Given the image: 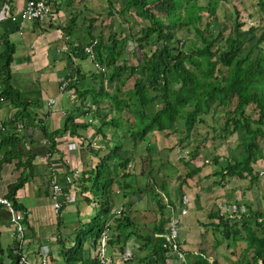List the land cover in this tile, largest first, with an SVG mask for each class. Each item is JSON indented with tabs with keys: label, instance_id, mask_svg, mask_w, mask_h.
I'll return each mask as SVG.
<instances>
[{
	"label": "trees",
	"instance_id": "obj_1",
	"mask_svg": "<svg viewBox=\"0 0 264 264\" xmlns=\"http://www.w3.org/2000/svg\"><path fill=\"white\" fill-rule=\"evenodd\" d=\"M49 1L53 3V0ZM222 1L122 0V5L117 7L110 0L111 7L107 15L112 16L111 21L105 22L102 31L97 34L92 31L95 19L91 20V31L86 36L89 38L80 40L74 46L76 57L84 59L90 57L86 47L93 44L95 54L90 58L96 67L97 64L105 66L106 71L97 67L102 80L99 90L96 86L82 88L74 80H69L68 87L74 88L84 98L90 93L97 103L103 97L107 98L109 109L100 107L101 124L97 132L107 139L108 130L111 129L113 135L112 139L107 140L109 143H105L106 147L93 146L90 149L91 153L98 156V164L96 172L91 170L87 176L83 174L82 191L100 189L102 205L100 211L76 232V241L65 250V264H77L79 260H84L85 242L91 240L92 245L96 246L112 218V224L108 225L110 235L114 230L111 240H108L110 244L121 243L122 250L131 236L144 240L138 251L127 257L126 261L133 264H174L173 256L176 255L180 258L177 259L180 264H211L207 254L216 256L215 249L224 241L228 246L232 243L238 245L243 241L247 243L248 247L240 255L242 264H264V206L262 209H255L251 203H245L247 211L240 218L229 217V212L220 209L209 211L208 221L203 225L212 238V243H208V246L201 244L205 246L203 250L206 256L199 253L197 258H193L195 255L183 248L180 236L174 242L167 240L169 228L166 230L165 226H169L171 217L163 219L167 206V194L163 192L166 183L159 185L162 189L159 191L152 181L158 176L159 170H164L167 178L169 168L178 169L177 165H184V174L177 175L178 186L174 188L175 194L180 197L181 206L184 187L192 188L197 178L201 182L214 176L215 181L211 185L225 187L233 178L240 183L245 179L252 183L261 178V173L264 175V149L259 143L260 137L264 138V26L261 22H253L250 8L246 10L248 16L243 17L235 2L232 35L225 37L223 29L218 28ZM259 4L262 6L263 0H259ZM262 8L264 10V5ZM252 14L254 15L253 12ZM203 19L206 21L204 24ZM143 21H147L146 24ZM181 31L184 34L195 32L197 46L187 50L184 38L179 36ZM255 33L258 35L255 36ZM129 39L136 47L133 50L138 60L136 65L129 62V56L123 57L122 51ZM6 43L7 55L1 65L4 76L0 81L5 100L18 97L19 92L11 83L10 73L15 48L9 41ZM76 70L79 75L80 67ZM80 76L84 79L86 72ZM129 79H133L130 87L127 85ZM105 80H108L106 88L103 84ZM251 104L255 105L259 113L257 118L248 111ZM219 110H223L226 115L223 116V126L220 127L222 132L215 133L213 138L220 141L214 143V156L208 151L210 157L204 158L202 147L207 145L206 134H202V141L196 143L190 141V138L199 123L206 122V115H214ZM69 119L73 130L81 125L87 127L86 124L90 123L86 121L84 125V122H74L75 115H70ZM213 129L215 130L214 126ZM164 131L178 134L179 141L162 151L167 152L166 157L160 156L156 166L153 152L159 147L155 148L154 140L157 132ZM234 134L240 139L234 147L239 152L221 156L220 143L228 142L225 151L231 150L235 141L228 139ZM47 136L52 141L51 147L54 146V135L51 133ZM143 143L148 158L153 161L147 170H143L149 176L145 177L147 181L139 196L141 203L134 205L136 208L132 209L137 201L133 202L131 197L139 191L136 192L137 184L131 177V171L135 167L136 150ZM169 152L175 153L176 157H170ZM188 157L191 160L185 161ZM209 158L211 161H208ZM104 159L106 162H103ZM192 159L200 160L202 164L197 162L191 167ZM209 162L211 170L202 174ZM260 163L262 168L258 167ZM102 172L108 176L105 182L100 179ZM114 183L117 184V191L122 189L118 193L122 192L125 198L120 207L114 201V194L117 192L114 190ZM245 186L249 188V185ZM175 194L171 192V195H167L168 202L171 205L176 202L175 208H178L179 205H176L179 201ZM7 196L13 201L14 191H9ZM152 196L156 198L153 202L156 203L157 211L152 207ZM84 197L87 201L90 200L86 195ZM241 205L238 204L237 207L242 208ZM118 210H121L120 214L116 213ZM149 215L154 217L151 224L142 220ZM155 233L160 235L152 241ZM18 245L19 242L16 248ZM115 258L107 252L106 259L110 262L107 261L106 264H117ZM12 260L14 264H18L15 249ZM100 260L98 255L89 264H100Z\"/></svg>",
	"mask_w": 264,
	"mask_h": 264
},
{
	"label": "crops",
	"instance_id": "obj_2",
	"mask_svg": "<svg viewBox=\"0 0 264 264\" xmlns=\"http://www.w3.org/2000/svg\"><path fill=\"white\" fill-rule=\"evenodd\" d=\"M26 1L0 0V81L4 76L1 65L6 58L5 51L8 46L6 42L9 41L15 48L10 65L11 83L19 91L18 97L13 96L0 101V192L8 195L9 191H14V202L10 199L15 211L21 213L22 219L19 223L24 227L25 241L20 246L22 254L30 260L47 257L49 264H65V250L73 245L74 240L71 238L74 233L98 213L94 212L92 201L96 200L94 189L82 191L83 174L87 176L91 170L96 172L98 164V156L91 153L90 149L93 146L106 147L105 143L112 139L113 131L108 130L107 139L97 132L101 124L100 107L105 106V109H109L106 97L99 100L98 104L94 102L90 93L86 94L85 98L81 97L74 88L68 86L62 88V83L66 79L74 80L82 88L96 86L99 90L102 80L96 78L94 74L96 66L93 60L90 57L77 58L74 46L80 40L89 38L86 36L91 31L89 30L91 20L95 19L92 31L97 34L102 31L105 22L103 17H100L101 13L92 6L94 0H53V14L49 19L28 20L22 24L13 22L9 15L22 9ZM79 3L83 4L78 6ZM78 67H80L81 75L83 73L85 75L86 72L84 79L80 78V74L77 75ZM107 81L103 82L105 88ZM52 98L55 101L50 103ZM22 109L25 110L22 112ZM70 115H75L74 122L80 124L84 122V125L86 121L90 123L86 124L87 127L81 125L73 130ZM51 133L54 135L52 147V141L47 136ZM67 158H71V164L68 163ZM76 163L78 168L74 165ZM145 168V165H140L137 170L139 173H135V170L131 171L132 178L137 184L136 192L139 191L131 197L133 202L137 201L132 205V209L136 208L134 205L138 206L141 203L139 196L147 181L145 177L149 176L143 173ZM169 171L167 175L177 173L174 167L169 168ZM161 175L164 181L159 178ZM67 176H71L73 180L67 181ZM165 178V171L159 170L158 176L152 180L157 190H162L158 184L162 181L163 185ZM54 182L62 185L60 199L63 201V208L60 214L55 213L53 206L52 185ZM238 184L233 185V182H229L227 186L217 188L215 190L217 195L212 198L207 195L206 188H202L198 194L195 190L196 183L192 188L184 187L185 194L189 197V211L181 216L180 238L183 241V248L195 255L193 258H197L199 253L205 255L203 250L205 246L201 244L208 246L207 244L210 243L208 238L202 239L203 241L200 236L198 239L193 238L194 235L191 233V229H194L191 227L193 216L199 210H203L206 205L207 215L209 211L220 209L229 212V217H242L247 211L244 204L251 202L248 200V195L253 191L249 190L250 187L245 188L241 182L244 189L249 190L246 193V199L249 202H245L246 199L237 194V191L241 192L238 188L241 186ZM116 188L117 184L114 183V190ZM174 188L177 187L172 186L171 192L175 194ZM119 190L122 191V189ZM119 190H116V195L114 194V201L118 207L125 199L122 192L118 193ZM163 192L165 194V190ZM84 195L90 200L87 201ZM175 195L179 201V195ZM165 196L167 206L163 219L179 215L180 201L176 205H179L178 208H175L176 202L171 205L167 195ZM153 197L150 201L154 211H157L156 203L153 202L156 198ZM238 204H242V208H238ZM159 217L157 213V218ZM112 219L109 224H112ZM142 220L151 224L154 217L149 215ZM207 221L208 219L201 220L193 225L204 228L203 223ZM165 228L168 230V224ZM195 231L199 229L196 228ZM15 232H17V225L11 220L10 212L3 208L0 210V264H14L12 259L18 243ZM158 235L160 234L155 233L150 238L152 237V241H155L154 237ZM143 242L141 237L131 236L120 250L121 243L110 244L108 241L107 252L116 257L117 264H133L126 261L127 257L136 253ZM227 244L224 241L215 249L216 256L207 254L211 264H242L240 255L244 251L236 252L240 243L230 246ZM231 246L235 249L230 250L228 247ZM84 249L85 258L79 260L77 264H89L90 260L98 256L100 240L96 246L92 245L91 240L86 241ZM177 256H173L174 264H180L177 260L180 258Z\"/></svg>",
	"mask_w": 264,
	"mask_h": 264
},
{
	"label": "rangeland",
	"instance_id": "obj_3",
	"mask_svg": "<svg viewBox=\"0 0 264 264\" xmlns=\"http://www.w3.org/2000/svg\"><path fill=\"white\" fill-rule=\"evenodd\" d=\"M115 2L116 6L117 7H120V5H122V0H112ZM202 2H204V0H201ZM237 3V6L238 8H240L241 12H242V16H248V13L246 12L247 9H249V12L250 10L251 11V15H252V19H253V22L256 23V22H261L264 26V10H262L263 8V5H264V0H263V4L262 6L259 4V0H223L222 3H221V9H220V22L218 24V28L219 29H223L222 32L224 33V36H228V35H232V31H233V18H234V15H235V4ZM235 3V4H234ZM83 3H79V5H82ZM90 4V3H89ZM92 6L95 7V10H97V12H100V17H103V22H110L111 19H112V16H108L107 15V11L108 9L111 7V2L110 0H94V2H92ZM248 6V7H247ZM205 11V10H204ZM252 12L254 13V15L252 14ZM144 24H146L145 22L147 21H143ZM205 19H203V24L205 23ZM117 31H120V29H118ZM258 34L255 33V36H257ZM179 36L184 38V47L188 50V49H192L194 48V46H197L195 44L196 42V37H195V32H193L192 34H184V32H180L179 33ZM262 45H264V41L262 43ZM135 44L133 43V41L131 39L127 40V43H125L124 45V48H123V57H127L129 56L130 57V60L129 62L130 63H134L135 65L138 63V60L137 58L135 57V55L133 54V50L135 49ZM138 50V49H137ZM138 53L140 54L139 50H138ZM91 62V61H90ZM93 63V62H92ZM94 74L96 76V78L100 79V72L99 70L95 67L94 68ZM133 84V79H129L127 81V85L128 87H130L131 85ZM248 111L254 116V117H258L259 113L255 107L254 104H251L249 107H248ZM226 115L225 112L223 110H219L217 112H215V114L211 115H206L205 116V120L206 122H201L199 123V126L196 130L193 131V135L192 137L190 138V141H195L198 142V141H202V134H206L205 137L207 138L206 141H207V145L202 147V155L205 157H210L209 156V152H210V155L214 156V153L212 152L213 150V146H214V143H218V141L220 140H214L213 138V135L215 133H221L222 132V129H220V127L222 128L223 126V122H224V118L223 116ZM213 126L215 127V130L213 129ZM259 139V137H258ZM231 140V141H235L234 144H232L231 146V150H226V147H227V143L226 141H222L220 143V154L221 156H225L226 154L230 153V152H234V153H238L239 150H234V147L236 146V143H238L240 141V139L238 140V137L237 135H232L230 136V138L228 139V141ZM156 143H155V148L159 147L158 149H156L154 152H153V159L155 160V162L160 158V156L162 157H166V153L167 152H164L162 153V151H165L167 148L173 146L175 143H177V141H179L178 139V134H173V133H170V132H157L156 136H155V140H154ZM259 143L261 145V147L264 149V138L263 137H260L259 139ZM177 149L179 147V145L177 144ZM145 143H143L137 150H136V154H135V159H134V162H135V167L132 171L135 170V173H139L137 172L138 168L140 165H145V170H147L149 168V165H150V162L153 161V160H150L147 156V151L145 150ZM241 149V152L243 151L242 149V146L239 147ZM177 151V150H176ZM208 152V156H207V152ZM128 152V151H127ZM125 152V153H127ZM161 153V154H160ZM212 153V154H211ZM175 153H170L169 152V155L170 157H175L174 156ZM225 154V155H224ZM134 156V155H133ZM101 158L103 159L104 158V154L101 155ZM107 159V158H106ZM106 159L103 160V162H106ZM190 157H188L185 161H190ZM211 161V158L208 159V161ZM201 165L202 163H200L201 161L200 160H195V159H192L190 165L191 167L195 166V164H198ZM210 163H207L208 166H205V168H203L202 170V174H205V173H208L210 170H211V167H210ZM156 166H158V163L156 162L155 163ZM169 166L167 165V168ZM258 167H263L262 166V163H260L258 165ZM165 168V167H164ZM166 168V169H167ZM185 169V166L184 165H181V166H178V169H177V173H175L174 175H168L167 178H165V194L167 195H171V187H176L178 186V180H177V175L179 174H184V170ZM264 171V170H263ZM167 172V170H166ZM169 173V172H167ZM179 173V174H178ZM133 176V174L131 175V177ZM260 177L258 180H256V182H252V183H248L249 180L248 179H245L244 181H242L243 185L245 188H247L245 185H249V187L251 189L249 190H252L253 193L251 192V194L248 195V200L251 201L250 203L252 204V206L255 208V209H262L263 206H264V175H262V173L260 174ZM108 178L107 174L105 172H102L100 174V179L102 181L105 182V180ZM162 181H164L163 179V175H161L159 177ZM214 176H211L210 179L208 180H202L200 182V180H198L197 178V181H196V188L195 190L198 191V194H200V190L202 188H206L205 185H207V188H206V193L207 195H209L210 198H212L213 196L217 195V193H215V190L217 188H220V187H214L213 185L211 184H214ZM161 181V182H162ZM161 182H159L161 184ZM231 182H233V185L235 184H238V180L236 179H231ZM240 183V182H239ZM158 184V185H160ZM251 184V185H250ZM241 185V183H240ZM243 186L241 187H238L239 189H241V192L237 191V194L238 196L240 195L241 197L243 198H247V191L249 190H245ZM99 190L100 189H95L94 190V193L96 194L95 195V199L96 201H94V212L97 213L100 211V208H101V205L102 203L100 202L101 198H100V195H99ZM192 190V189H191ZM244 190V191H242ZM190 191V190H189ZM98 192V193H97ZM235 194V192H233ZM193 197H195L194 194H192ZM228 197V195H227ZM99 199V200H98ZM247 199L245 202H249ZM243 202V203H245ZM204 203H205V200H204ZM206 205L204 206V209L203 210H199L195 216H193L192 218V223L195 224L196 222L198 223L199 221L203 220V221H206L208 218H207V209L205 208ZM59 213V212H58ZM57 214V213H56ZM234 216V215H233ZM92 219V217L90 218V220ZM200 219V220H199ZM89 220V221H90ZM88 223V222H87ZM192 224V228L194 229H191V233H193L194 235V239H198V237L200 236V239L204 240L205 238H208L210 240V242L212 243V238L210 237L209 233L207 232V229L204 227L202 228V226L200 227L199 225L195 226ZM197 229H199V231H195ZM186 231V230H185ZM206 232L205 234H203V232ZM77 233H74V236H73V239L74 241H76V235ZM205 235V236H203ZM202 240V241H203ZM234 244V243H232ZM228 245V244H227ZM226 245V246H227ZM248 247L247 243L246 242H241L238 247L236 248V252L239 253L241 251H244V249ZM230 250L231 249H235L233 246L231 247H228ZM138 249V248H136ZM229 256H234L233 254H229Z\"/></svg>",
	"mask_w": 264,
	"mask_h": 264
},
{
	"label": "built area",
	"instance_id": "obj_4",
	"mask_svg": "<svg viewBox=\"0 0 264 264\" xmlns=\"http://www.w3.org/2000/svg\"><path fill=\"white\" fill-rule=\"evenodd\" d=\"M53 14L52 4L49 0H27L25 6L20 9L19 11L13 12L9 15V18L13 22H19L20 24L25 23L28 20H40L45 21L49 19L50 16ZM86 50L90 53V57H94V48L93 44H90L86 47ZM97 67L102 70L106 71L105 66L97 64ZM69 80L66 79L62 83V88H66L68 86ZM0 101H5V96L3 94V88L0 84ZM55 100L52 98L50 103H53ZM68 163L71 164V158H67ZM75 167L78 168L77 163L74 164ZM78 172V171H77ZM71 176H67V181H72ZM62 195V185L59 182H54L52 185V198H53V206L55 213L60 212L63 206V201L60 199ZM6 208L11 214V220L14 223L18 224V230L22 232V227L20 225V220L22 219V215L19 212L15 211V207L11 201V199L0 192V210ZM180 214L179 215H172L169 222V233L166 234V238L170 242H174L176 238L179 237L180 234V223H181V216L182 214H187L189 211V198L187 195L183 196L182 205L179 207ZM117 214L121 213V210L116 212ZM109 225V224H108ZM108 225L105 226V230L102 232V236L100 238V251L98 255H100L101 260L100 264H106L107 261L110 260L106 259L107 255V242L110 239V232ZM48 258H43L40 263H28V264H47Z\"/></svg>",
	"mask_w": 264,
	"mask_h": 264
},
{
	"label": "clouds",
	"instance_id": "obj_5",
	"mask_svg": "<svg viewBox=\"0 0 264 264\" xmlns=\"http://www.w3.org/2000/svg\"><path fill=\"white\" fill-rule=\"evenodd\" d=\"M181 222H182V219H181ZM16 225H17V232H15V236H16V239L19 242V245H18V248H15V252L18 254V264L40 263L43 258H47V257H42V258H40L38 260H30L25 254H22V249L20 248V246L25 241L24 227L20 224L21 227H22V232H20L18 230V224L17 223H16ZM179 236H180V234H179ZM47 264H49V258L47 259Z\"/></svg>",
	"mask_w": 264,
	"mask_h": 264
}]
</instances>
